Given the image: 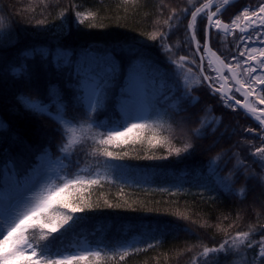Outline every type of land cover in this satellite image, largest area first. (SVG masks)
<instances>
[{"label": "trees", "instance_id": "16d2710c", "mask_svg": "<svg viewBox=\"0 0 264 264\" xmlns=\"http://www.w3.org/2000/svg\"><path fill=\"white\" fill-rule=\"evenodd\" d=\"M261 2L235 1L220 18L230 22L244 7ZM187 7L188 0H0V207L8 192L39 189L59 176L99 179L72 190L83 198L73 201L84 207L76 213L82 219L65 234H52L60 237L54 253H101L85 264H191L204 246L216 247L237 232L254 230L252 238L260 239L264 162L252 153L264 147L261 129L241 108L225 107L202 80L187 27L191 16L180 12ZM172 9L178 17L169 28L164 22ZM78 12L95 16L83 19ZM206 22H197L201 43ZM153 33L167 35L151 40ZM239 34L211 31L212 49L233 66V57L242 58ZM180 56L195 60L186 65L202 80L188 82L190 97L184 69L171 63ZM108 65L116 69L110 75L101 71ZM103 81L106 102L89 120L88 99ZM236 98L242 100L239 94ZM128 103L136 108L131 122L149 127L99 145L101 134L122 131L129 123ZM65 124L76 126L82 137L66 153L60 151L67 142ZM103 148L122 158L103 156ZM150 174H158L155 181H148ZM165 174L185 185L207 178L210 193L168 188ZM29 238L38 239L39 231ZM126 248L141 251L121 260ZM257 251L240 246L227 256L198 259L201 264H261Z\"/></svg>", "mask_w": 264, "mask_h": 264}, {"label": "snow or ice", "instance_id": "6c2138e0", "mask_svg": "<svg viewBox=\"0 0 264 264\" xmlns=\"http://www.w3.org/2000/svg\"><path fill=\"white\" fill-rule=\"evenodd\" d=\"M127 3L128 0H125ZM190 7L180 9V12L185 15L191 16V22L188 24V29H191L190 41L196 45L195 54L200 56V64L197 66L200 69L201 77L203 81H209V87L212 90L213 95H218L221 103L225 107L236 110L237 107L244 110L246 115H250L258 122V126L261 129V136L259 137L264 141V109L258 108L253 102L249 100V97L255 96V104L264 105V74H257V70L260 69L264 72V2L258 4L255 8L244 7L238 15L231 20L230 23H223L219 16L223 14V10L229 5L230 0H221L220 4H213V0H188ZM197 3L199 6H197ZM214 8V10H211ZM194 9V10H193ZM64 15L63 12L60 13ZM95 14L89 12L87 14L77 13V17H83L87 19L89 17L94 18ZM178 17L176 9H172L168 19L164 22L172 27L171 21ZM203 24L204 20H207V26L204 28L203 43L197 40V21ZM81 19V23H83ZM3 18L0 17V21ZM247 21L251 26V31H247L245 28L240 27L241 21ZM39 23H43L40 21ZM217 29V35L222 30L225 37L233 34L234 29H239L240 35L237 38V48L241 47V42L245 44L247 41H254L259 43V57L254 53L257 52L255 47H250V53L247 59L244 61L237 60L235 66L232 63H225L223 59L216 56L215 52L211 51L209 41L211 39L210 29ZM166 33H153L149 36L151 40H157L158 37L162 40L166 37ZM166 50L170 49L165 45ZM215 57L219 61V66L213 68V62L209 58L207 59V67L210 70L216 72V76L204 75L205 60L208 55ZM239 56L244 57L245 51L240 50ZM259 59L258 64L252 67L249 62ZM171 63L176 65L178 69H185L186 64L195 63V60H190L187 56H180L178 60H172ZM241 64H249V67L243 68L242 72L237 71L241 67ZM97 67H100L97 65ZM114 65H108L102 68L101 71L107 74L115 72ZM192 69L187 68V73H191ZM230 75H225V73ZM242 76L246 79L241 78ZM200 78L195 79L192 83L197 85L202 83ZM107 81L100 82L93 94L90 95L87 104L86 117L91 119L94 113H97L106 102V87ZM185 84L187 85L186 95L190 97L191 86L188 84L187 76H185ZM218 85V86H216ZM255 85V87H254ZM237 94L243 97L237 99ZM184 97H181L183 99ZM196 98H191L188 102L193 103ZM234 102V103H233ZM194 106V103H193ZM33 108H38L37 105H32ZM63 122V121H62ZM203 124L204 121L202 120ZM88 129H91L92 124L87 125ZM123 130L114 129L109 130L106 135L101 134V138L98 140L99 145H111L113 142H119L122 137H127L129 133L139 131L149 127L146 123H126L122 126ZM67 135V142L60 149L61 152H68L69 148H72L75 144L80 143L82 137H77V127L74 125H64ZM83 129V126H81ZM245 131L252 133L254 129L248 128ZM191 145H186L184 149H174L177 156L182 151H187ZM105 157H112L120 159L122 157L114 156L113 152L108 151L107 148H103L100 151ZM253 156H259L261 161L264 162V147H256L252 153ZM243 163V162H241ZM59 181V182H57ZM99 179L83 178L76 176L75 178H68L67 176H59L56 180H51L39 187V189H32L24 194L23 199L19 203H15L9 207V209L0 213V264H85L89 262L90 257L100 258L101 253L99 251H93L91 249H83L79 252L62 254L52 251V245L55 243L59 236H53V233H60L61 235L71 230L77 220L82 219L78 217L76 213L83 212L84 207L74 203L75 199H83L76 196L72 191L73 189L79 190L85 184H97ZM90 207V206H87ZM63 209L64 212L60 213L57 210ZM186 218V217H185ZM261 230H264V225H261ZM39 231L38 239H30L29 233L35 234ZM253 232L243 231L237 232L234 236H227L218 246L208 247L204 246L203 251L198 254V257H209L212 253H221L227 256L232 254L234 249L244 246L247 249L258 247L259 257L261 264H264V231H262L259 240L253 239ZM156 244H148L147 248H153ZM132 252H139L141 249H124L120 255V259L124 260ZM198 257H193L191 264H201ZM202 264H207V260H204Z\"/></svg>", "mask_w": 264, "mask_h": 264}, {"label": "rangeland", "instance_id": "374dc122", "mask_svg": "<svg viewBox=\"0 0 264 264\" xmlns=\"http://www.w3.org/2000/svg\"><path fill=\"white\" fill-rule=\"evenodd\" d=\"M221 0H213V4L215 5V4H219V3H221L220 2ZM211 10H214V8H212ZM199 19V18H198ZM198 22V21H197ZM191 30V29H190ZM239 31V29H234V33L236 32V31ZM192 31V30H191ZM233 33V34H234ZM231 35V34H230ZM240 35V34H239ZM240 50H243V51H246L247 49H246V46H245V44L244 43H242L241 44V47H240ZM250 53V52H249ZM248 50H247V54H246V52H245V54H246V57L244 56V58L242 57L241 58V61H244V60H246L247 59V56H248ZM256 55V54H255ZM258 57H259V54L257 55ZM236 63H237V61L234 63V66L236 65ZM249 64L251 65L252 64V67L254 66L253 65V63H252V61H250L249 62ZM249 64H245V66H244V68H246V67H249ZM207 67V57H206V60H205V65H204V68H206ZM255 67V66H254ZM187 68H189L187 65L185 66V69H184V71H183V77H184V81H185V76H187V79L189 80L188 82H190V81H192V80H194L197 76H195V72H194V69H192V71H191V73H187ZM213 68H214V65H213ZM142 69V68H141ZM205 70L206 69H204V75H208L206 72H205ZM212 72H213V75L212 76H216V72L215 71H213V70H211ZM237 71H239V72H242L243 71V67L241 66L239 69H237ZM226 75H230L229 73H225ZM257 74H264V72H262L260 69H258L257 70V73H254L253 75H257ZM209 76V75H208ZM241 78H243V79H246V77H244V76H242ZM218 86V85H217ZM254 87H255V85H254ZM261 87H264V86H261ZM242 97V96H241ZM242 99H243V97H242ZM249 100L251 101V102H253L254 103V105L256 106V107H258V108H261V109H264V105H259V104H255V96H253V97H249ZM124 110L128 113V118H127V121L128 122H131L133 119H134V117H133V114L135 113V111H136V108L134 107V103H128V104H126L125 106H124ZM118 175H121L122 174V172H118L117 173ZM43 175L44 174H41L40 175V178H42L43 177ZM156 176H158V174H150V176H149V179H148V181H150V182H153V181H155V177ZM164 177H166V178H164V181H163V183L164 184H166L167 185V187L168 188H172L173 190H181V191H186V190H190V188H191V190L192 191H195V192H197V191H200L201 193H210V184H209V182H208V180H207V178H204V177H201L200 176V180L199 181H194V182H192L191 183V185L190 184H183V182H181V181H177V183L175 182V179H174V177H171L170 175H164ZM34 182V184L36 183L35 182V180L33 181ZM33 184V185H34ZM33 185L31 186V187H33ZM191 186H193V188L191 187ZM30 191V190H29ZM29 191H27V192H29ZM23 192L24 193H27V192H25L24 190H20V193L19 194H17V193H13V192H9L8 193V195L10 196V199H7L4 203H3V205H7V206H5L4 208H3V210H0V213H4V212H6L8 209H9V207L11 206V205H13V204H15V203H19V198L21 197V194H23ZM17 194V195H16ZM8 196V197H9ZM14 196H16V197H14ZM15 198V199H14ZM257 256L259 257V249H258V251H257ZM260 259V257L257 259V260H259Z\"/></svg>", "mask_w": 264, "mask_h": 264}, {"label": "water", "instance_id": "95a60500", "mask_svg": "<svg viewBox=\"0 0 264 264\" xmlns=\"http://www.w3.org/2000/svg\"><path fill=\"white\" fill-rule=\"evenodd\" d=\"M235 1H238V0H230V3H229V5L230 4H232L233 2H235ZM228 5V6H229ZM228 6H226V7H228ZM225 7V8H226ZM222 21V20H221ZM223 23H227V22H224V21H222ZM206 26H207V24H206ZM241 27L242 28H245L247 31H251V26L248 24V22L247 21H242V23H241ZM214 28V27H213ZM212 28V29H213ZM212 29H210V32L212 31ZM220 32H223L222 30L220 31ZM209 46H210V48H211V45H210V41H209ZM211 51L212 52H215L212 48H211ZM216 53V52H215ZM216 56H218L219 57V55L216 53ZM208 57L211 59V60H214V61H216V62H218L217 60H216V58L215 57H211V55L209 54L208 55ZM226 75V74H225ZM234 103V102H233ZM244 111V110H243ZM250 116V115H249ZM251 117V116H250ZM251 118H253V117H251ZM254 119V118H253Z\"/></svg>", "mask_w": 264, "mask_h": 264}, {"label": "crops", "instance_id": "0c3cea01", "mask_svg": "<svg viewBox=\"0 0 264 264\" xmlns=\"http://www.w3.org/2000/svg\"><path fill=\"white\" fill-rule=\"evenodd\" d=\"M249 47H247L246 49L248 50V53L250 52V47H255L256 49L257 48H259V43H252V44H250V45H248ZM247 50L245 51L246 52V54H247ZM257 51H258V49H257ZM246 54H245V56H246ZM255 54V53H254ZM259 54V53H258ZM257 54V55H258ZM255 61V60H254Z\"/></svg>", "mask_w": 264, "mask_h": 264}, {"label": "bare ground", "instance_id": "6f19581e", "mask_svg": "<svg viewBox=\"0 0 264 264\" xmlns=\"http://www.w3.org/2000/svg\"><path fill=\"white\" fill-rule=\"evenodd\" d=\"M212 62H213L214 68H216V67H218V66H219V61H218V62H216V61L212 60Z\"/></svg>", "mask_w": 264, "mask_h": 264}]
</instances>
